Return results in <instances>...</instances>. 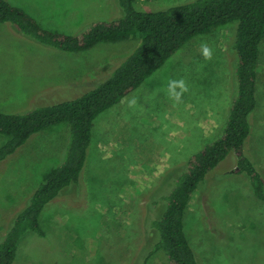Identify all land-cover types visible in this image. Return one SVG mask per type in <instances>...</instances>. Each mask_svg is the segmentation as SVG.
<instances>
[{
	"label": "rangeland",
	"instance_id": "1",
	"mask_svg": "<svg viewBox=\"0 0 264 264\" xmlns=\"http://www.w3.org/2000/svg\"><path fill=\"white\" fill-rule=\"evenodd\" d=\"M6 1L43 29L65 35L123 17L118 0ZM194 1L137 0L134 8L155 12ZM237 25L192 38L93 121L79 184L46 205L39 216L44 236L27 232L13 264H140L153 252L157 236L148 230L151 217L164 210V196L189 157L226 123L236 87L232 44ZM203 42L213 50L211 61L201 56ZM137 45L138 40L102 42L86 51L64 52L2 23L0 112L23 114L78 98L107 79ZM257 73V105L243 153L254 160L264 181V40ZM181 78L189 91L174 104L165 90L169 80ZM7 141L0 135V148ZM69 144L70 128L62 123L33 134L0 162V243L44 175L65 160ZM236 161L230 153L189 199L184 231L198 264H264V204L248 178L234 172ZM165 258L160 249L145 264H167Z\"/></svg>",
	"mask_w": 264,
	"mask_h": 264
},
{
	"label": "trees",
	"instance_id": "2",
	"mask_svg": "<svg viewBox=\"0 0 264 264\" xmlns=\"http://www.w3.org/2000/svg\"><path fill=\"white\" fill-rule=\"evenodd\" d=\"M137 0H118L123 17L95 23L77 35L48 31L21 9L0 0V24L9 23L23 35L64 52H80L106 42L138 40L134 51L95 88L78 98L37 107L23 114L0 112V135L8 141L0 148V162L24 145L30 136L66 123L70 144L65 160L49 170L26 207L16 215L0 243V264H13L17 247L27 232L43 237L39 216L65 188L79 184L93 121L137 90L154 72L192 38L231 22H238L233 49L236 56L235 95L226 123L218 136L189 157L175 185L165 195L159 217H151L148 230L157 236L153 252L162 250L167 264H198L184 231V214L197 186L231 153L234 172L245 175L254 196L264 204V181L254 160L243 153L250 135L256 100L259 48L264 40V0H196L155 12L134 8ZM245 152L249 153L246 146ZM140 264H145L149 255Z\"/></svg>",
	"mask_w": 264,
	"mask_h": 264
},
{
	"label": "clouds",
	"instance_id": "3",
	"mask_svg": "<svg viewBox=\"0 0 264 264\" xmlns=\"http://www.w3.org/2000/svg\"><path fill=\"white\" fill-rule=\"evenodd\" d=\"M200 53L205 61H211L213 59V50L207 42H203L200 45ZM166 95L174 104H180L183 102V96L189 91L186 81L181 79H171L168 81L166 88ZM131 104H135V100L131 101Z\"/></svg>",
	"mask_w": 264,
	"mask_h": 264
},
{
	"label": "crops",
	"instance_id": "4",
	"mask_svg": "<svg viewBox=\"0 0 264 264\" xmlns=\"http://www.w3.org/2000/svg\"><path fill=\"white\" fill-rule=\"evenodd\" d=\"M107 158H108V157L106 156V160H107ZM85 162H86V161H85ZM80 183H81V182H80Z\"/></svg>",
	"mask_w": 264,
	"mask_h": 264
}]
</instances>
